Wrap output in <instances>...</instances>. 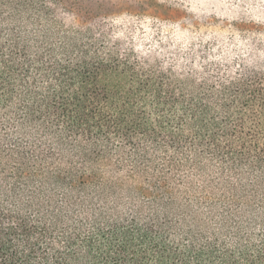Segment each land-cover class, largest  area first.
<instances>
[{
	"label": "trees",
	"instance_id": "1",
	"mask_svg": "<svg viewBox=\"0 0 264 264\" xmlns=\"http://www.w3.org/2000/svg\"><path fill=\"white\" fill-rule=\"evenodd\" d=\"M96 3L0 0V264H264V71L150 63Z\"/></svg>",
	"mask_w": 264,
	"mask_h": 264
},
{
	"label": "rangeland",
	"instance_id": "2",
	"mask_svg": "<svg viewBox=\"0 0 264 264\" xmlns=\"http://www.w3.org/2000/svg\"><path fill=\"white\" fill-rule=\"evenodd\" d=\"M96 2L99 9L102 0ZM108 2L116 7L92 29L110 46L180 73L183 67L210 65H255L264 71V0Z\"/></svg>",
	"mask_w": 264,
	"mask_h": 264
}]
</instances>
